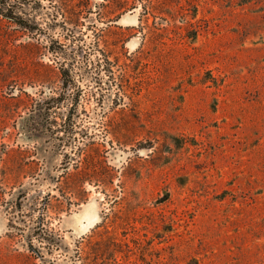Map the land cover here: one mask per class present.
Returning <instances> with one entry per match:
<instances>
[{
  "label": "rangeland",
  "instance_id": "1",
  "mask_svg": "<svg viewBox=\"0 0 264 264\" xmlns=\"http://www.w3.org/2000/svg\"><path fill=\"white\" fill-rule=\"evenodd\" d=\"M0 264H264V0H0Z\"/></svg>",
  "mask_w": 264,
  "mask_h": 264
},
{
  "label": "bare ground",
  "instance_id": "2",
  "mask_svg": "<svg viewBox=\"0 0 264 264\" xmlns=\"http://www.w3.org/2000/svg\"><path fill=\"white\" fill-rule=\"evenodd\" d=\"M131 20H130V18H128V17H125V18H123L122 19V21L121 22H124V23H127V22H130ZM87 211V210H86ZM88 214V213H87ZM89 215V214H88ZM88 218H90V217H88ZM87 218V219H88Z\"/></svg>",
  "mask_w": 264,
  "mask_h": 264
}]
</instances>
